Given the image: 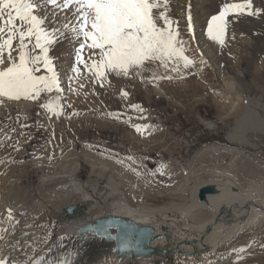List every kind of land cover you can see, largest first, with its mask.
<instances>
[{
    "label": "rangeland",
    "instance_id": "obj_1",
    "mask_svg": "<svg viewBox=\"0 0 264 264\" xmlns=\"http://www.w3.org/2000/svg\"><path fill=\"white\" fill-rule=\"evenodd\" d=\"M233 1L244 2L169 0L168 15L178 21L174 27L187 45L185 55L194 61L188 68L181 61L179 71L171 64L165 68L149 62L138 72L127 76L109 73L100 82L82 64L79 74L73 71L78 44L64 39L50 46L49 56L63 91L44 92L38 101L5 99L0 103V178L11 167V178L24 189L25 197H39L37 189L44 174L32 163L64 153L72 161L73 154L68 153L74 152L82 165L80 178L99 181L98 190L106 193L112 192L111 182L119 192L128 191L122 182L132 177L143 181L150 193L190 196L197 184L214 179L235 193H250L263 200L264 132L247 129L243 137L232 142L229 138L247 111L246 98L264 97V0L253 3V9L243 15H229L221 45L208 36V25L225 3ZM51 10L48 6L49 21ZM255 10H259L256 15H247ZM51 23L49 29L54 27ZM207 40L219 49L217 61L204 46ZM38 74L46 73L42 69ZM157 86L166 96L155 92ZM57 96L63 107L60 116L42 106ZM226 112H230L228 117ZM260 117L258 113L257 120ZM136 125L141 126L140 132ZM85 155L95 162L91 174ZM161 164L167 165L163 172L159 171ZM261 244L260 251L238 264H264V240Z\"/></svg>",
    "mask_w": 264,
    "mask_h": 264
},
{
    "label": "bare ground",
    "instance_id": "obj_2",
    "mask_svg": "<svg viewBox=\"0 0 264 264\" xmlns=\"http://www.w3.org/2000/svg\"><path fill=\"white\" fill-rule=\"evenodd\" d=\"M64 19L65 13L57 9L50 22L61 28ZM237 31L233 33L237 35ZM204 46L217 61L219 49L208 40ZM155 92L166 96L161 87ZM246 100L247 111L230 136L231 142L243 137L247 129L264 132V97ZM229 115L226 112L225 117ZM68 154L75 160L68 161L64 153L32 163L44 174L37 189L39 197H25L24 189L11 178V167L0 178V229L4 230L0 232V257L9 264H35L41 259L50 264L73 255V264H238L260 251L264 199L235 193L214 179L197 184L190 196L150 193L143 181L132 177L122 182L128 191L119 192L118 185L111 182L112 192L106 193L98 190L99 181L80 178V158L74 152ZM85 156L91 174L95 162ZM208 186L215 188V193L201 200L200 189ZM70 207L76 211L73 217L67 212ZM9 208L13 210L11 221ZM138 226L146 232L139 234Z\"/></svg>",
    "mask_w": 264,
    "mask_h": 264
},
{
    "label": "snow or ice",
    "instance_id": "obj_3",
    "mask_svg": "<svg viewBox=\"0 0 264 264\" xmlns=\"http://www.w3.org/2000/svg\"><path fill=\"white\" fill-rule=\"evenodd\" d=\"M48 6H52L53 16L57 9L65 13L61 28L49 29ZM168 6L169 0H0V103L5 99L38 101L44 92L51 93L54 89L62 92L49 52L50 46L64 39L79 45L75 48L77 66L73 71L79 74L82 64L100 82L109 73L127 76L138 72L149 62H159L165 68L171 64L175 71H179L181 61L184 68L193 66L194 61L185 55L181 34L174 27L178 21L169 17ZM251 9L252 0L225 3L219 15L211 18L208 36L223 45L229 15H243ZM258 11H247V15H256ZM191 20L189 14V29ZM85 50L89 54L87 59ZM42 69L46 74H38ZM59 101L57 96L54 102L42 106L60 116L63 107ZM134 107L139 110V106ZM135 127L137 132L142 130L140 125ZM166 167L161 164L159 171ZM7 217L13 219L10 208ZM0 264L9 262L0 257ZM35 264H43V259ZM50 264H73V261L65 257Z\"/></svg>",
    "mask_w": 264,
    "mask_h": 264
},
{
    "label": "water",
    "instance_id": "obj_4",
    "mask_svg": "<svg viewBox=\"0 0 264 264\" xmlns=\"http://www.w3.org/2000/svg\"><path fill=\"white\" fill-rule=\"evenodd\" d=\"M211 193H215V188L213 187H203L200 189V193H199V197L201 200H204L207 195L211 194ZM67 212L69 213L70 217H73L74 215H76V211L73 207H70L67 209ZM125 223H129V225L132 226L131 222H125ZM136 230H138L139 234H143L144 232H146V228H142V227H137ZM120 257H124L122 255L119 254Z\"/></svg>",
    "mask_w": 264,
    "mask_h": 264
}]
</instances>
